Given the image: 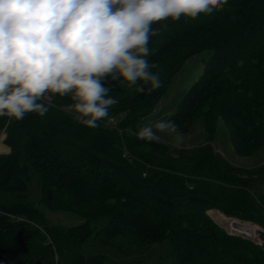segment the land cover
Listing matches in <instances>:
<instances>
[{"label":"trees","instance_id":"16d2710c","mask_svg":"<svg viewBox=\"0 0 264 264\" xmlns=\"http://www.w3.org/2000/svg\"><path fill=\"white\" fill-rule=\"evenodd\" d=\"M161 23L148 60L159 65L153 71L162 87L139 92L106 78L117 100L109 110L114 123L86 128L63 110L69 97L54 98L43 118H0L7 147L0 153V264H147L161 248L168 264H264L263 246L229 234L208 214L264 229V165L236 167L215 144L223 121L238 156L264 147V0H229L223 12ZM198 55H205L201 73L165 119L180 134L201 123L204 144L182 149L137 139ZM32 175L44 209L83 222L51 224L29 201ZM224 215L216 219L235 232L256 228Z\"/></svg>","mask_w":264,"mask_h":264},{"label":"clouds","instance_id":"9594fccd","mask_svg":"<svg viewBox=\"0 0 264 264\" xmlns=\"http://www.w3.org/2000/svg\"><path fill=\"white\" fill-rule=\"evenodd\" d=\"M229 0H0V118H43L56 97H69L66 113L89 129L110 119L117 103L103 81L139 92L162 87L150 63L152 37L165 22L223 12ZM154 25H159L154 27ZM172 121H148L137 139L173 134Z\"/></svg>","mask_w":264,"mask_h":264},{"label":"rangeland","instance_id":"374dc122","mask_svg":"<svg viewBox=\"0 0 264 264\" xmlns=\"http://www.w3.org/2000/svg\"><path fill=\"white\" fill-rule=\"evenodd\" d=\"M204 56L205 55H198L189 61V63L185 66L184 70L181 73H179L174 79V83H175L174 88L171 90L169 95L165 97L159 103L158 108L156 109L154 114L151 117H149L148 120H146V122L151 121L155 123L156 121L166 120L165 119L166 116L174 114L181 97L189 89V87L196 81L199 74L201 73L203 69V65H204L203 63ZM3 133L4 132L0 130V153L7 151V147L2 140V135H4ZM157 137H158L157 140L165 144H168V145H171L177 148H182V149H188V148H194V147L201 146L204 144L206 140L204 128L201 125V123H198L196 126H194V128L190 132L186 134L158 133ZM215 144L220 154L227 161H229L232 165L236 167L244 168V169H256L264 165V147L260 149L256 154L250 157H240L235 153L234 148L231 143L229 129L223 121H219L218 123ZM27 194L29 197V201L33 203L37 208L43 210L46 213L47 218L51 224L58 225L60 227L69 228L71 226H77L83 222L77 216L72 215L70 213L52 212L47 209H44L45 207L41 205L42 191L38 184V180L36 176L34 175L31 176L30 181L27 183ZM216 213L217 214L221 213L222 215H224L222 212L217 211V210H211L208 212L209 216L214 220V222L217 225L225 229L229 234H232V235L237 234L238 236L241 234L240 232L235 233V230H233V228L231 229L230 227L225 226L226 224L223 225L222 223H220L216 219V215H217ZM226 218L234 220L235 222H237V224L239 223L241 225V228H245L246 225L256 227V228H246L245 229L246 232L243 234H248L249 236H252V238H250L252 241L264 247V229L263 228L253 223L240 222L233 218H228V217ZM234 225L235 223H233V226ZM257 232L261 233L259 234V237H256L255 235L253 236V234H256ZM162 252H163L162 248L160 250L158 249L154 258L149 260L147 264H168V263H163L162 260H160L159 258Z\"/></svg>","mask_w":264,"mask_h":264},{"label":"water","instance_id":"95a60500","mask_svg":"<svg viewBox=\"0 0 264 264\" xmlns=\"http://www.w3.org/2000/svg\"><path fill=\"white\" fill-rule=\"evenodd\" d=\"M236 235H237V234H236ZM240 235L243 236V237H245V238H249V239L252 238V236H249L248 234H240ZM240 235H239V236H240ZM237 236H238V235H237Z\"/></svg>","mask_w":264,"mask_h":264},{"label":"built area","instance_id":"2783aa9c","mask_svg":"<svg viewBox=\"0 0 264 264\" xmlns=\"http://www.w3.org/2000/svg\"><path fill=\"white\" fill-rule=\"evenodd\" d=\"M110 123H114V120L113 119H110Z\"/></svg>","mask_w":264,"mask_h":264},{"label":"bare ground","instance_id":"6f19581e","mask_svg":"<svg viewBox=\"0 0 264 264\" xmlns=\"http://www.w3.org/2000/svg\"><path fill=\"white\" fill-rule=\"evenodd\" d=\"M223 224V223H222ZM226 224V223H225ZM224 225V224H223ZM226 226V225H225ZM235 233H238V232H235ZM258 234H261L260 232H257Z\"/></svg>","mask_w":264,"mask_h":264},{"label":"crops","instance_id":"0c3cea01","mask_svg":"<svg viewBox=\"0 0 264 264\" xmlns=\"http://www.w3.org/2000/svg\"><path fill=\"white\" fill-rule=\"evenodd\" d=\"M2 139H3V135H2ZM7 152V151H6ZM6 152H3V153H6Z\"/></svg>","mask_w":264,"mask_h":264}]
</instances>
